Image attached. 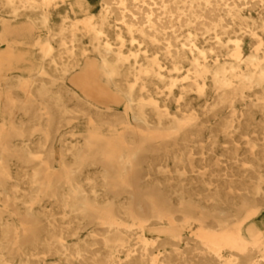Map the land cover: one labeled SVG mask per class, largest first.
I'll return each instance as SVG.
<instances>
[{"label":"bare ground","instance_id":"1","mask_svg":"<svg viewBox=\"0 0 264 264\" xmlns=\"http://www.w3.org/2000/svg\"><path fill=\"white\" fill-rule=\"evenodd\" d=\"M63 5L81 20L51 25ZM2 10L12 15L0 14V264H43L40 252L68 264H264V135L234 120L264 117V0H0ZM21 14L43 30L44 73L15 79L35 64L13 47L28 35ZM88 51L98 58L67 88ZM192 92L210 96L201 113ZM201 117L229 119L218 133L245 140L252 159L229 157L246 172L226 187L237 199L213 185L217 158L192 182L200 192L184 190L188 160L219 153L216 134L204 148L213 130Z\"/></svg>","mask_w":264,"mask_h":264},{"label":"rangeland","instance_id":"2","mask_svg":"<svg viewBox=\"0 0 264 264\" xmlns=\"http://www.w3.org/2000/svg\"><path fill=\"white\" fill-rule=\"evenodd\" d=\"M58 11H60L59 14L55 15L53 17L54 22L51 23V25L53 24L55 26L60 24L62 21L61 19L63 18V16H67V25L73 21H78L81 20V14L77 11H72L70 6H60L58 8ZM0 14L4 17H11L12 13L10 12H5V11H1ZM29 14H31L29 12ZM254 15H256L255 13H253ZM25 14H21V16H19L18 20H20V23L24 26H26V30L28 32V35L26 37H24L22 40H18V41H13V47L17 50L20 51H26L28 52V56H26L28 59L29 58H34L35 59V64H33V66L31 67H26L27 69H21V70H15L12 71L11 73L15 76L14 78H19L16 75L17 74H22V76L29 77V75H39L44 73L43 70L40 69L39 64L41 63V60L39 59L41 57V53H39V51L37 50L39 47H37V45H35V43L37 41L40 40H44V35H43V30L42 28H40V26H36L32 23H25ZM11 21H14L13 19H11ZM226 37H234V34H227L224 35V38ZM82 45L81 47L87 48V49H91V46L89 44V41H91V37L89 36H85L82 39ZM52 47H54V49L57 47V44L55 43V41H52ZM139 46L136 42L130 46L129 43H126V45L123 47V50L126 52V50L128 48H132V49H136V47ZM145 45H141V48H144ZM44 48V47H43ZM117 48V47H114ZM80 61H78V66H76L75 68L71 69L67 76L65 77V82H67L69 89H77L75 86L71 85L70 83L75 79V75H78L82 72L85 71V68L88 64H91V62H94L93 60H96L98 58V55L95 53H92L90 51H88L85 54L79 55ZM47 63V62H45ZM23 65V63H20ZM26 66V65H25ZM38 78H45V77H39ZM192 97H191V103L193 104V110L195 109V111L201 113L202 112V106H204L205 104L210 103L211 101L208 100V98H210V96L208 95L205 98H201L198 97L194 92L191 93ZM175 111V110H174ZM229 110H225L224 113H228ZM229 119L226 118H212V117H201L200 119H198L197 121L199 123H202L204 126H210L212 127L213 132L212 133H205L203 135V137L201 138V140L203 141L202 144L204 146L205 149L209 148L208 146V142L210 141L209 139V135L212 134H216L217 136V145H216V149L219 150V153L217 155L214 156V154H211L210 152H206L205 157L207 158L206 161L201 159V156L199 154H196L191 160H188L189 162H187L186 165V177H183V182H184V190H186L185 192H189V194L192 192L193 188L196 189V191L200 192L201 189L199 188L200 186H194V184L192 185V182L199 180V176L197 175L199 172H202L204 169L202 168L204 166V164H208L211 162H214L213 159L217 158L220 160L219 166H218V175L216 177L212 178L213 181V185H218V192H220V195L222 196V198H235L237 195L236 194H231L226 190L227 186H231L234 187L236 185H238L240 183V178L242 176H244V170L242 169V167L239 164H233L232 162H230L229 157L231 155V149L233 148H237L239 149L238 151V157L240 159H245V160H250L251 155L250 152L248 151V147L245 145V140L244 138L239 135V131L234 132L233 139L235 140V142H237L236 145H234L232 143V137H227L224 136L223 134L218 133V129L220 128V126H222V123L228 121ZM235 122H239L241 125L240 126H247V122H253L255 123V126H257L258 128L256 130H258V133H254V134H250V138L252 139H260L263 135H264V117H257L256 119L253 120H249L246 119L244 117H239L238 119H234ZM70 128L68 126H65L63 128V132L64 134H66V136L68 137V140L70 141L71 137L69 135L70 132ZM173 136V135H172ZM177 142L179 143H183L186 140H189V136H186L184 134L181 135H177V137L175 138ZM171 141V139L169 140ZM69 143V142H68ZM199 139H195L194 144L197 145L199 144ZM58 144V139L55 140L53 142L54 147H56V145ZM222 154V155H219ZM256 154L258 155H262L261 151H257ZM13 164V163H12ZM194 166L193 170L191 171V166ZM231 166H233L231 168ZM14 168V165H13ZM264 169V166H263ZM222 170V171H220ZM220 171V172H219ZM227 174L226 176L223 174ZM247 173L251 174V170H248ZM168 177V181L169 184L171 185V201L175 202V197L173 194V185L175 184V175L174 173H170L167 175ZM181 179V180H182ZM244 184L250 185L252 186V183L243 181ZM191 183V184H190ZM242 183V182H241ZM264 187V185H262ZM214 190V189H212ZM195 201L197 202V205H200L203 203L202 199L198 196H195ZM237 199V198H235ZM44 208L45 210H55V205L51 202L45 201L44 203ZM244 215L239 217V224L240 225H244L245 220H244ZM90 228V227H87ZM192 230V231H191ZM196 230V224L192 223L190 226V229H186L185 230V238H187L189 240V238L191 237V235L194 233V231ZM91 229L83 230L82 231V237L86 239L87 236V232H90ZM70 239H74V237H71ZM182 244V243H181ZM180 244V245H181ZM40 259L42 260L43 264H68L65 261H63L59 256L57 255H51V254H43L42 252H40ZM228 255V254H225Z\"/></svg>","mask_w":264,"mask_h":264}]
</instances>
